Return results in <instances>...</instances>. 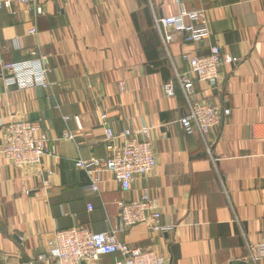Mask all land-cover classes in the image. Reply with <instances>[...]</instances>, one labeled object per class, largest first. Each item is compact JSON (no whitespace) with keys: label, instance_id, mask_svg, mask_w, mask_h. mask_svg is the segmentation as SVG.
Segmentation results:
<instances>
[{"label":"crops","instance_id":"1","mask_svg":"<svg viewBox=\"0 0 264 264\" xmlns=\"http://www.w3.org/2000/svg\"><path fill=\"white\" fill-rule=\"evenodd\" d=\"M35 2L42 7L37 16L31 3L12 1L0 10V61L43 57L51 85L10 84L0 68V141L9 121H39L56 139L57 155L43 165L50 177L1 159L0 264H27L56 230H109L117 201L137 199L144 189L163 228L132 225L119 233L123 242L155 249L166 264H264V257L249 256V244L264 240V0ZM181 8L203 10L207 37L186 42L184 32L156 25ZM34 22L37 33L29 34ZM214 44L238 61L223 63L210 86L188 73L183 55H207ZM183 72L194 99L221 105L226 98L230 108L204 136L187 134L179 123L189 109L176 76ZM165 83H172L173 96ZM101 113L117 133L151 127L156 167L129 190L104 172L94 192L89 175L75 166L78 157L109 154ZM66 130L74 140L61 138ZM120 256L103 255L97 264H116Z\"/></svg>","mask_w":264,"mask_h":264},{"label":"built area","instance_id":"2","mask_svg":"<svg viewBox=\"0 0 264 264\" xmlns=\"http://www.w3.org/2000/svg\"><path fill=\"white\" fill-rule=\"evenodd\" d=\"M12 1L31 3L35 7V15L42 13V7L35 0H0V10L10 8ZM157 26L171 28L184 32L185 41L192 42L209 35V28L203 19L202 9H185L174 15L155 19ZM36 34V23L28 30ZM172 39L171 34L165 35V43ZM183 57L189 64L188 73L196 75L199 81L214 86L218 82L219 69L223 63L231 64L238 61L234 56L222 53L220 46L214 44L207 55L191 56L185 53ZM43 57L22 61L4 63L0 68L9 74L8 82L24 88L39 86L49 88L48 67ZM186 72L178 73L177 80L184 90L189 109L181 115L179 123L187 134L198 132L202 136L213 127L220 124L230 114V108L225 106L226 98L221 105H214L204 99H194L190 95L191 80ZM163 89L166 95L173 96L172 83H165ZM68 119L67 116L64 117ZM104 133V143L109 154L105 157H78L75 166L83 169L90 178L89 189L98 192L102 174L109 172L120 184L121 189L129 190L138 176L147 177L156 167V156L150 137V128L142 126L138 129H124L115 132L109 125L105 113L99 116ZM60 138V137H59ZM61 138L74 140V134L66 130ZM55 140L41 130L39 121L28 119H13L3 127V138L0 141L1 159L5 158L16 167H34L38 173L50 177L51 169L45 170L47 157L57 155ZM48 180L45 179L44 183ZM119 215L116 221L104 232H94L81 226L56 230L46 241L44 250L36 257L27 260V264H97L101 256L119 253L121 256L116 264H166L164 255L155 249L133 247L119 238V233L132 225L145 223L150 229L163 228L160 224L161 212L158 205L151 199L147 189L139 198L117 201ZM249 256L253 262L264 257V240L249 244Z\"/></svg>","mask_w":264,"mask_h":264},{"label":"rangeland","instance_id":"3","mask_svg":"<svg viewBox=\"0 0 264 264\" xmlns=\"http://www.w3.org/2000/svg\"><path fill=\"white\" fill-rule=\"evenodd\" d=\"M19 119H21V118H19Z\"/></svg>","mask_w":264,"mask_h":264}]
</instances>
